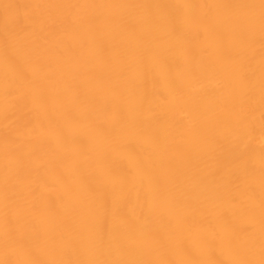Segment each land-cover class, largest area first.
<instances>
[{
  "label": "bare ground",
  "instance_id": "1",
  "mask_svg": "<svg viewBox=\"0 0 264 264\" xmlns=\"http://www.w3.org/2000/svg\"><path fill=\"white\" fill-rule=\"evenodd\" d=\"M0 264H264V0H0Z\"/></svg>",
  "mask_w": 264,
  "mask_h": 264
}]
</instances>
